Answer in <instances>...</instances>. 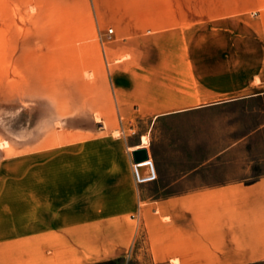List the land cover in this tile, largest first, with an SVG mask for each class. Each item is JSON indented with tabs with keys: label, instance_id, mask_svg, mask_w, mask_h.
<instances>
[{
	"label": "crops",
	"instance_id": "obj_1",
	"mask_svg": "<svg viewBox=\"0 0 264 264\" xmlns=\"http://www.w3.org/2000/svg\"><path fill=\"white\" fill-rule=\"evenodd\" d=\"M90 1L0 0V48H7L1 61L69 62L72 48L112 38L111 47L130 55L114 69L115 78L127 80L115 94L128 165L81 167L76 181L0 182V264H263L264 174L218 166L217 155L203 165L164 168L148 141L175 117L264 97V60L255 61L248 79L256 92L197 105L202 73L196 55L165 60L139 48L191 43L194 33L186 32L200 28L202 14H264V0H210L205 11L202 0H104L113 2L109 6L92 0L114 15L113 36ZM241 62L228 55L211 61V94L243 93L234 89L248 70ZM255 132H264V122ZM140 149L148 151L155 176L142 182L131 165Z\"/></svg>",
	"mask_w": 264,
	"mask_h": 264
},
{
	"label": "rangeland",
	"instance_id": "obj_2",
	"mask_svg": "<svg viewBox=\"0 0 264 264\" xmlns=\"http://www.w3.org/2000/svg\"><path fill=\"white\" fill-rule=\"evenodd\" d=\"M237 1L253 0H234ZM209 2L202 0L203 11L210 9ZM104 3L113 5L103 0ZM90 7L104 8L92 0ZM101 10L100 22L107 36H113L109 31L114 29V15ZM216 18L202 14L200 28L186 32L194 33L191 43L184 40L180 44L139 48L147 54L150 50L160 52L165 60L196 55L202 73V94L199 99L196 95L197 105L256 92L248 79L255 61L264 60V14L255 11ZM111 45L112 38L107 37L102 45L72 48L73 61L69 62L1 61L7 48H0V182L76 181L81 167L128 165L115 94L127 80L115 78L114 69L130 60V55L119 54V49ZM144 52L138 57L143 58ZM226 55L239 57L240 65L248 68L234 85L243 93L216 96L210 93V66L215 65L211 61ZM172 65L171 74L176 78L177 63ZM239 103L230 110L189 112L160 125L153 141H148L158 165L189 168L203 165L217 155L218 166L250 167L254 175L264 174V132H255L264 122V97ZM131 165L134 167V163ZM71 170L75 174L68 175Z\"/></svg>",
	"mask_w": 264,
	"mask_h": 264
},
{
	"label": "water",
	"instance_id": "obj_3",
	"mask_svg": "<svg viewBox=\"0 0 264 264\" xmlns=\"http://www.w3.org/2000/svg\"><path fill=\"white\" fill-rule=\"evenodd\" d=\"M133 160H134V164L135 165H140L144 162H148L150 161L149 155H148V151L146 149H140L138 151L133 152ZM140 166L136 167V172H137V176L139 181H145V180H150L154 178V174L153 173H149L147 178H142L141 174H140Z\"/></svg>",
	"mask_w": 264,
	"mask_h": 264
},
{
	"label": "bare ground",
	"instance_id": "obj_4",
	"mask_svg": "<svg viewBox=\"0 0 264 264\" xmlns=\"http://www.w3.org/2000/svg\"><path fill=\"white\" fill-rule=\"evenodd\" d=\"M144 142H146V140L144 139ZM138 151V150H137ZM137 166H140L139 169H140V174L142 176V178H147L148 177V174L149 173H153L154 174V169H153V165L150 161L148 162H144L140 165H136ZM146 181V180H145Z\"/></svg>",
	"mask_w": 264,
	"mask_h": 264
},
{
	"label": "built area",
	"instance_id": "obj_5",
	"mask_svg": "<svg viewBox=\"0 0 264 264\" xmlns=\"http://www.w3.org/2000/svg\"><path fill=\"white\" fill-rule=\"evenodd\" d=\"M109 32H110V33H112L113 31H112V30H110ZM136 174H137V172H136ZM154 177H155V176H154ZM137 178H138V176H137ZM138 180H139V179H138ZM140 182H142V181H140Z\"/></svg>",
	"mask_w": 264,
	"mask_h": 264
}]
</instances>
